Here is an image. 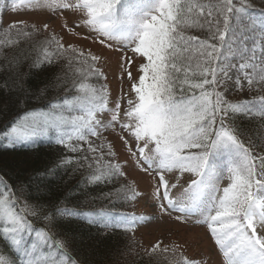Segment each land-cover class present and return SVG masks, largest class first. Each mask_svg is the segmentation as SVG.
I'll list each match as a JSON object with an SVG mask.
<instances>
[{
  "label": "snow or ice",
  "instance_id": "6c2138e0",
  "mask_svg": "<svg viewBox=\"0 0 264 264\" xmlns=\"http://www.w3.org/2000/svg\"><path fill=\"white\" fill-rule=\"evenodd\" d=\"M29 5L32 0H12L11 8L15 12ZM42 7L52 15L77 9L84 13L79 25L87 29L84 39L99 49L70 51L81 64L87 63L85 76L105 83L97 88L73 82L69 87L53 66L69 51L56 36L46 38L55 45L54 53L41 45L26 73L11 86L7 79L0 82V114L7 117L0 140L13 150L0 152V209L6 218L0 230V264H37L32 259L37 244L29 249L25 240L33 233L62 257L46 264H95L98 247L115 230L123 227L125 236L134 233L143 216L62 207L69 195L59 190L57 178L61 171L75 174L81 168L85 186L118 184L99 199L126 202L133 212L144 202L154 213L200 229L211 245L207 253L180 256L169 264H198L205 255L216 256L217 264H264V132L258 142L246 143L237 124L254 109L264 117V95L246 98L257 85L264 92V7L257 12L251 0H47ZM32 10L38 7L32 5ZM2 13L0 0V20ZM9 31L28 40L38 30L19 21L5 34ZM105 68H111L116 80L127 78L132 98L112 95ZM76 107L86 115H71ZM102 113L110 117L108 122ZM67 125L73 126V134L64 131ZM101 125L109 134L117 127L126 133L119 136L120 153L107 145V154H124L126 164L95 163L104 145H93L89 136L99 137ZM50 131L57 137V153L42 166L30 153L14 151L21 145L33 148ZM79 142L87 143L86 152L92 155L83 154L74 163L65 153L78 152ZM218 156L223 160L214 166ZM225 176L230 183L221 195ZM141 184L146 191L140 190ZM173 190H178L175 196ZM18 205L21 211H14ZM33 221L42 227L37 230ZM167 251L157 241L144 255L149 264H158L154 258Z\"/></svg>",
  "mask_w": 264,
  "mask_h": 264
},
{
  "label": "rangeland",
  "instance_id": "374dc122",
  "mask_svg": "<svg viewBox=\"0 0 264 264\" xmlns=\"http://www.w3.org/2000/svg\"><path fill=\"white\" fill-rule=\"evenodd\" d=\"M70 3H80L81 0H69ZM132 2H140L144 4L153 3L154 0H132ZM3 3V13H2V20H0V31L5 32L9 29L10 25L13 22H25L30 29H36L31 34L30 41L37 42L39 47L41 45L45 46L47 51L55 49V45L49 43L46 38H50L51 36H56L60 39V42L65 46V48L69 49L67 53L71 57V64L73 66L74 71H83L80 77L84 79L83 83L90 84L93 87H100V84L105 83V81L97 82L95 77L88 75L85 76V73H88V66L87 63H83L80 65L79 57L74 56V54L70 51L72 48H76L79 52L83 50L85 54L89 51L96 52L99 49L97 44H93L91 40H86L84 37L87 35V29L84 27H80L79 25L83 24V20L81 17L84 13L80 12L78 9L76 11H65L61 13H57L56 15H52L50 10L45 9L42 7L47 3V0H32V5H36L38 7V11L32 10V5H29L28 8L21 7L20 9L16 10L15 12L12 10V0H2ZM47 24L48 27L46 30L43 29V25ZM77 25L73 27V25ZM11 31L7 32L10 33ZM72 33H77L73 35ZM23 37V36H20ZM16 38V37H15ZM11 40V39H10ZM13 40V39H12ZM14 43H18V39L13 40ZM44 41V42H43ZM12 45V44H11ZM41 51V49H40ZM41 53V52H40ZM40 53L38 55H40ZM130 55V54H129ZM102 63L111 64L110 60H102ZM68 63V62H67ZM69 69L71 71V65H69ZM106 76L108 77L107 83L108 87L112 92V95H115L119 92L123 95L126 99L132 98L134 93L130 92V85L127 82V78L125 77L123 82L116 80L113 78L111 68L104 69ZM131 71L134 77L139 75L138 69L136 64L133 63L131 65ZM72 72V71H71ZM75 73V72H74ZM74 73L71 75L74 76ZM86 77V78H85ZM77 95L83 96V93H78ZM263 95L260 92H250L247 94V99H254L255 97ZM69 98V97H68ZM111 99V97H110ZM111 104L109 103V107ZM126 106V104H125ZM44 111H48L45 109ZM67 114V113H66ZM123 114V112H122ZM71 115H86V113L82 112L79 107H76L75 110L71 113ZM102 119L104 122H108L110 117H108L107 113L101 114ZM64 131L68 134L74 133V128L72 125H67L64 128ZM100 135L99 137L89 136V140L91 139H100L101 143L103 144H112L113 150L120 153L121 152V140L119 139L120 135H126L120 133L119 127L116 128L115 132L109 134L103 126L99 128ZM56 134L54 131H50L48 137H39L36 140L38 141H53L56 140ZM249 140V139H248ZM72 142H76L74 139ZM254 143V142H253ZM81 145H87V143L79 142ZM100 145V143H98ZM0 145H4V141L0 140ZM149 147H153L151 144ZM117 149V150H116ZM99 154L104 158L106 155L111 158L107 153H104L101 149L98 151ZM117 161H110L113 164H126L128 161L124 154H119L117 157ZM123 160V161H122ZM223 160V157H216L214 158V166L220 163ZM230 181L225 176L224 180L220 183V194L222 195L223 188L228 186ZM141 191H146V186L144 184L140 185ZM178 190H173L172 194L175 196ZM0 221L6 224V218L3 216V210L0 209ZM125 211L126 214L123 215H136L137 217H144V220H139L137 222V226L134 229V236L141 240L146 248L148 246H152L157 241L160 242L161 247L167 248L168 251L165 253L169 258H174L178 256V254L173 248L167 247L166 243H171L173 246L179 247L182 250L187 258H192L194 256L199 255L201 251L207 253L208 249L211 247L210 243L206 239H202V233L200 232L199 228L192 230L190 226H181L178 222L174 221L171 217H167L165 215L160 214L159 212H155L151 206H146L144 202L139 203L134 212L128 207ZM145 221H150L145 223ZM38 230V229H37ZM25 240L29 241L26 245L29 249H31V244L36 243L37 249L34 253H32V259H34L37 264H46V262L52 258H62L59 257V254L56 253L54 250L46 249V246L40 243V241L33 233L30 237L25 236ZM139 251L143 252L141 246H138ZM137 251V250H135ZM181 251V252H182ZM130 256L133 255L134 250H129L127 252ZM127 258V255L124 256V259ZM198 264H217V257L216 256H209L205 255Z\"/></svg>",
  "mask_w": 264,
  "mask_h": 264
},
{
  "label": "trees",
  "instance_id": "16d2710c",
  "mask_svg": "<svg viewBox=\"0 0 264 264\" xmlns=\"http://www.w3.org/2000/svg\"><path fill=\"white\" fill-rule=\"evenodd\" d=\"M202 2H206V0H202ZM251 3L257 12H259L261 7H264V5H261L260 0H251ZM186 34H192L191 30H187ZM12 39H18V43H14ZM30 40L32 39L26 40L25 37L17 36L14 31H11L7 34L0 31V53L9 54V58L7 59L4 55H0V82L7 79L8 84L11 86L14 78H18L19 76H22L23 73L28 71V63L31 62L34 56H37L41 52V48L39 47L38 43ZM48 52L49 54H52L55 52V49H52ZM69 55V53L65 52L62 56H58L54 60L53 66L55 67L56 73L62 76L68 86L71 87L73 82H83L84 79L82 80L83 77H80L83 71H74L72 64L69 63L71 61V57H68ZM69 65H71L72 72L69 69ZM80 65L82 64L80 63ZM61 68H63V71H61ZM71 73H74V76L71 75ZM255 92H260L264 95V92L259 91V85H257V91ZM60 94L64 95L62 92ZM68 97L72 98V94L69 93ZM31 103L37 104L39 101L32 100ZM6 119V116L0 114V126H2ZM237 124L241 129H243L245 133L246 143L248 142V139L254 143L258 142L260 133L264 132V127H262V125H264V117H262L260 112L255 109L245 118L238 119ZM90 141L96 146L104 145L101 150L104 153H107L108 144L101 143L100 139L98 138L91 139ZM98 143H100V145ZM79 147L80 150L76 153H65L66 156L73 159L74 163L78 161L83 154H87L89 156L92 155L91 153L86 152L88 145L79 144ZM57 148L58 146L56 143L52 141H39L35 143L33 148H28L21 145L14 149V151L19 153H30L33 162L42 166L43 163L49 162L53 157H55ZM8 151L13 150L7 149L4 147V145H0V152L7 153ZM97 155H100L99 152ZM100 157V161H96V164H107L109 161H117L116 157H111L110 159L107 155L104 158L101 155ZM83 171H85L84 168H81L75 174H73L70 169L61 171L60 177H63V179L60 177L57 178V186L60 191L67 192L69 195V201L63 203L62 207L68 209L77 208V210L83 212H93L99 211L101 208H107L113 213L114 216L127 213L125 210L129 206L126 202L109 201L107 199L98 198L102 197L103 193L105 192L113 191L114 188L118 186V184L114 183L107 185L101 184L99 186H85L84 180L87 177L80 175V173ZM77 181H79V183H77ZM89 192L90 195H87V198H85V195ZM57 194L58 193L56 192L53 193L54 196ZM21 201L24 202L23 198H21ZM14 211H21L20 206L18 205ZM24 211L30 212V210L27 209ZM29 218L32 219L30 216ZM33 222L36 229L39 230L42 227L39 221ZM3 225L4 223L0 221V230H2ZM124 231L125 229L122 227L115 230L114 234L111 235V238L108 239L105 244H102L98 247L94 256L95 264H149V257L144 255V249H146V246H144L141 240H138L134 234H131V236H125ZM93 232H95V229H93ZM138 246H141L143 252L139 251ZM166 246L173 248L178 254H180L175 256L173 259H179L180 256L187 258L186 254L180 250L179 247L173 246L171 243H166ZM147 248H150V246ZM130 249L134 250L132 256L127 253ZM125 255H127V258L124 259ZM154 259L158 261V264H169V262L173 260L165 253L158 254Z\"/></svg>",
  "mask_w": 264,
  "mask_h": 264
}]
</instances>
